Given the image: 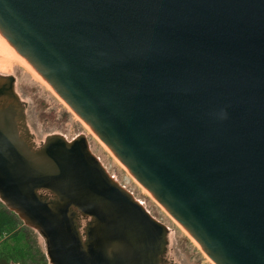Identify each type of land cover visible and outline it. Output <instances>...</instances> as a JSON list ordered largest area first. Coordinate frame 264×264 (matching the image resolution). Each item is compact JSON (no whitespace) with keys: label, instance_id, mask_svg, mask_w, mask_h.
I'll use <instances>...</instances> for the list:
<instances>
[{"label":"water","instance_id":"95a60500","mask_svg":"<svg viewBox=\"0 0 264 264\" xmlns=\"http://www.w3.org/2000/svg\"><path fill=\"white\" fill-rule=\"evenodd\" d=\"M0 33L214 264H264V0H0ZM11 80L0 200L49 263L160 264L166 228L84 137L22 139Z\"/></svg>","mask_w":264,"mask_h":264},{"label":"rangeland","instance_id":"374dc122","mask_svg":"<svg viewBox=\"0 0 264 264\" xmlns=\"http://www.w3.org/2000/svg\"><path fill=\"white\" fill-rule=\"evenodd\" d=\"M9 75L15 78L14 91L19 96L21 106L25 104L23 124L33 135L29 142L34 148H41L49 137L58 136L68 143L84 137L89 151L109 176L127 190L156 222L166 228V243L160 258L161 264H214L190 235L181 229L180 224H177L126 167L116 160L118 158L110 154L111 150L105 148L98 136L46 82L37 80L23 65L14 60H9ZM89 221L90 219L80 215L77 217V225L82 235ZM36 235L40 246L45 248V240L38 232Z\"/></svg>","mask_w":264,"mask_h":264},{"label":"trees","instance_id":"16d2710c","mask_svg":"<svg viewBox=\"0 0 264 264\" xmlns=\"http://www.w3.org/2000/svg\"><path fill=\"white\" fill-rule=\"evenodd\" d=\"M0 264H49L36 231L0 201Z\"/></svg>","mask_w":264,"mask_h":264},{"label":"flooded vegetation","instance_id":"af4514ba","mask_svg":"<svg viewBox=\"0 0 264 264\" xmlns=\"http://www.w3.org/2000/svg\"><path fill=\"white\" fill-rule=\"evenodd\" d=\"M8 78H12L13 80H11V83L15 86V78L13 76H8V77H3V76H0V82L2 80H8ZM17 95V94H16ZM18 99H19V96H17ZM20 102V100H19ZM13 103V100L12 99H8L6 97H1L0 98V107H3L4 105H8V104H12ZM21 103V102H20ZM21 108H25V104H23L21 106ZM20 112V110H19ZM23 115V114H22ZM23 121H24V118L21 117L20 114H18L17 118H16V122H17V128H18V131H19V135L22 137V139L31 147L32 150H38V148H34L31 144H30V140L33 139V135H31L28 130H27V127L25 124H23ZM41 194H43L44 196L46 197H49V198H52V196L50 195V193L48 192H41ZM162 257V256H161ZM165 260V258L163 259V261ZM162 263V262H161ZM160 263V264H161Z\"/></svg>","mask_w":264,"mask_h":264},{"label":"bare ground","instance_id":"6f19581e","mask_svg":"<svg viewBox=\"0 0 264 264\" xmlns=\"http://www.w3.org/2000/svg\"><path fill=\"white\" fill-rule=\"evenodd\" d=\"M0 39L3 40V42L6 45L8 54H9V60H14L18 63H20L21 65H23L37 80L45 83L46 81L38 74V72L13 48L9 45V42L5 39V37L0 33ZM47 85H49L46 82ZM50 86V85H49ZM51 87V86H50ZM59 96V95H58ZM60 97V96H59ZM61 98V97H60ZM62 99V98H61ZM63 100V99H62ZM64 101V100H63ZM65 102V101H64ZM66 103V102H65ZM85 123V122H84ZM86 124V123H85ZM86 126L90 129V127L86 124ZM91 130V129H90ZM92 131V130H91ZM93 132V131H92ZM94 133V132H93ZM95 134V133H94ZM96 135V134H95ZM97 138V137H96ZM102 143V142H101ZM103 144V143H102ZM105 146V148L107 147L105 144H103ZM103 146V147H104ZM108 149V147L106 148ZM109 150V149H108ZM110 151V150H109ZM111 152V151H110ZM110 154L113 155V153L111 152ZM115 157V155H113ZM116 159V158H115ZM118 162H120L118 159H116ZM130 173V172H129ZM150 194V193H149ZM164 209V208H163ZM168 213V212H167ZM169 214V213H168ZM173 219V218H172ZM177 224L178 222L173 219ZM182 230H184L183 228H181ZM185 231V230H184ZM186 232V231H185ZM188 235V234H187ZM191 237V236H190ZM192 238V237H191ZM193 239V238H192ZM194 240V239H193ZM195 241V240H194ZM196 242V241H195ZM196 244L198 245V247H200V245L196 242ZM201 248V247H200ZM202 249V248H201Z\"/></svg>","mask_w":264,"mask_h":264}]
</instances>
